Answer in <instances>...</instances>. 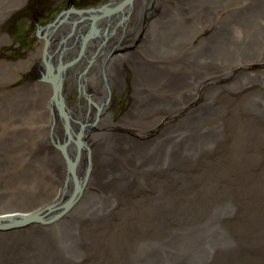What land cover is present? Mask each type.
I'll use <instances>...</instances> for the list:
<instances>
[{"label": "bare ground", "instance_id": "bare-ground-1", "mask_svg": "<svg viewBox=\"0 0 264 264\" xmlns=\"http://www.w3.org/2000/svg\"><path fill=\"white\" fill-rule=\"evenodd\" d=\"M211 9L214 10L216 18L212 23L205 21ZM179 11H182L183 15ZM87 12L92 16V21L81 42L94 39L106 49L115 47L116 53L111 65L113 62L121 64L116 75V84L115 75L106 69L103 70L100 65L101 58L98 56L86 63L89 58L86 54V60L83 61L85 65L80 71L81 63L77 60L71 62L68 52H63L65 49L53 54L54 51L44 49L41 53L40 47L30 55L31 61L37 62L41 58V65L46 67L42 72L46 76L40 78L41 82H46L52 77V86L60 85L59 93L52 95L49 101L48 97L44 106L50 117L41 123L43 131L38 130V143L47 147L44 153L52 167L58 166L64 159L74 161L75 168L82 160L87 165V178L71 187L67 197L65 189L68 190V182L70 179L74 182L76 179L62 173V178H65L63 188L58 189L54 201L49 203L59 202L62 197L70 198L75 203L82 193L90 192L89 187L84 189L85 184L92 182L97 173L106 174H99L97 178H109L114 172L110 174L108 169L114 168L116 171L120 167H126L125 163L131 164H126L129 167L136 164L130 174H137L138 168L142 169L141 165L145 162L157 165L156 168L164 163L181 165L184 168L181 173L177 174V167L173 165L174 171L168 173L172 179L162 181L165 193L163 200H160L158 194L154 200L153 196L146 197L147 201L164 202L158 207L161 212H151V231L156 229L157 224H161L166 233L185 219L206 211L207 207H201V197L197 200L190 197L193 193L202 194L208 201L226 202L231 207L230 210L224 207L231 213L223 211L228 216L226 221L231 217L228 222L230 227L225 226L222 219L211 217V223L212 219L215 223V234L223 236L230 248L225 249L209 264H264V181H257L255 177L257 173L264 171V79L258 75H264V0H113ZM194 12L198 13L197 23L189 24ZM13 13L17 15L20 10L16 9ZM230 14H240L243 21H224V26H219L222 19ZM248 18H253L254 21L247 27ZM62 22L63 19L57 18L40 26L39 39L51 41L52 32L60 31ZM99 24L102 27L101 32L105 30L104 35L97 32L100 31ZM0 25V29H3V18L0 19ZM152 28L153 39L182 35L184 41L180 48L183 54L176 60L183 58L184 67L188 71L191 70V62L200 65L203 68L201 80L205 85L209 84L211 75L216 74L218 79L224 81L226 87L221 86L216 93L208 95L205 104L193 112L192 106L198 105V100L193 97L195 87L186 78V74L181 75L176 68L168 67V62L171 61L169 58H151L138 51L130 52L127 56L128 53L125 52L129 34L142 38L145 32L149 36ZM70 35L72 34L66 28L62 36L54 38L56 41L63 38L68 49L69 41H73V35ZM250 42L253 46H250ZM49 43L51 42H44V46ZM191 47H195L197 52H186ZM126 56L127 68L123 67ZM9 65L16 70L20 66L19 63ZM241 74H247L249 77L241 79ZM70 77L75 79L73 83L87 97L83 105L78 102L75 107L60 99L61 92L65 93L66 79ZM233 78H236L239 86L230 92L229 89L234 84ZM256 95L262 99H255ZM125 97H129V100L123 106ZM121 98L123 105L119 103ZM105 99L108 101L105 102ZM112 99L114 109L111 108ZM253 99L258 102L257 105ZM55 105L61 110H57ZM116 107L121 111L118 112ZM76 108L79 109L76 111L78 117L66 112ZM166 115L175 116L177 126L182 123L184 133L180 132L174 139L175 146L154 140L151 134L147 136L150 128L164 123ZM76 124H79V129ZM60 125L68 134L63 135L62 144L58 142L61 141L62 134L55 128ZM79 132V138L85 144L80 142V139L76 141L75 137ZM0 138L5 136L0 135ZM54 138L58 141L53 142L54 146L49 149L50 144L47 146L45 141H52ZM183 141L185 146L198 148L203 158L196 159L195 162L183 156L184 153L179 150ZM67 142L74 143L75 154L71 153L72 149L68 147ZM188 162L198 163L201 168L211 166V173L193 169L192 174L191 169L185 167ZM240 162L244 163L246 168L238 169ZM51 173L54 175L53 171ZM177 175H181L180 179L176 178ZM137 177H140V174ZM106 181L108 183H104V188L107 194L112 192V183L108 179ZM259 183L260 186L255 192L254 188ZM122 185L123 190L117 187L114 193L126 197L129 186ZM85 203L88 207L94 206L93 199ZM50 205L44 208L55 207H49ZM25 208H0V222L6 224L5 221L23 216L26 213L21 212ZM178 208L187 212L180 222L176 218L177 213H171V210ZM117 209L118 207L111 205L108 211L115 212ZM139 219L140 217L133 213L129 220L137 223ZM243 222L246 223L242 224ZM16 224L7 223L0 226V229H8L17 226ZM206 224L211 226L208 222ZM31 226L33 225L29 224L25 227ZM246 234L255 236L260 246L248 247L243 244L240 238ZM230 237H235L236 242H231ZM87 248L82 247L83 250ZM82 256L84 257V254ZM118 264L136 263L133 260H120Z\"/></svg>", "mask_w": 264, "mask_h": 264}, {"label": "rangeland", "instance_id": "rangeland-1", "mask_svg": "<svg viewBox=\"0 0 264 264\" xmlns=\"http://www.w3.org/2000/svg\"><path fill=\"white\" fill-rule=\"evenodd\" d=\"M68 1L71 2L69 6L67 0H0L1 18L4 22L3 29L0 30L6 33L0 31V135L5 136L3 139L0 138V208L22 206L26 207L21 212L26 213L24 216H34V219L31 220H23V216L17 217L15 220H22L20 223L15 220L5 221L6 224H18L8 229H0V264H81L80 262H83L82 264H118L120 260H133L136 264L212 263L225 249L230 248L227 244L228 241L223 236L215 234L213 219L211 223V217H214L222 219L225 222L224 225L229 226L228 222L231 217L226 221L228 216L223 213L231 208L226 202L208 201L202 194L193 193L190 197L196 200L201 197V207H207L206 211L185 219L166 233L161 224H157L156 229L151 231V212H161L158 207L164 202L147 201L146 197L153 196L154 200L158 194L160 200H163L165 193L162 181L172 179L168 173L174 171L173 165L177 167V174L181 173L184 169L181 165L164 163L156 168L157 165L145 162L141 165L142 169L138 168L137 174H130L136 164L129 167L126 164H131L125 163L126 167H120L116 171L114 168L108 169L110 174L112 172L114 174L109 175V178H97L99 174L106 175L101 172L97 173L95 179L91 180L92 182L88 185L85 184V187L84 184L82 185L84 189L89 187L90 192L82 193L80 198L72 203L73 206H67L70 198L65 199V197L78 181H85L88 174L86 172L87 165L82 160L81 164L79 162L75 168L74 161H65L64 159L58 166L52 167L44 153L47 147L38 143V130L43 131L41 123L50 117L49 112L44 110V106L48 97L49 101L52 95L56 96L59 93L60 85L53 87L52 77L48 81L44 80L46 82H41L40 78L43 79L46 76L42 74L46 67L41 65V58L37 62H33L30 55L40 47L41 53L43 49L53 51L54 48L50 47L52 45L44 46V42L52 43V41L39 39V27L57 18L66 21L73 12L80 16L70 17L68 21L74 25L77 20L83 18L78 23L81 25L79 33L82 38L92 21L87 11L100 6L103 0ZM179 7L181 8V6ZM16 9H19L20 13L14 15L13 12ZM9 11H11L10 14H8ZM179 12L183 15L182 11ZM237 15L225 16L219 26L223 27L224 21L242 22L240 14ZM84 17H89L88 22ZM147 18L150 17L147 16ZM185 18L188 17L185 16ZM197 18L198 13L194 12V17H190L191 20L188 23L196 24ZM206 18L205 21L210 23L216 20L213 9ZM252 21H254L253 18L249 19L247 27ZM151 30L149 36L145 32L142 38H135L131 34L127 36L129 43L126 45L130 49L125 48L127 56L130 52L138 51L151 58L155 56L158 59L167 60L169 58L171 61L168 62V67L176 68L181 75L186 74V78L195 87L193 97L198 100V105L192 106L193 112L205 104L208 95L216 93L221 86L226 87L224 81L218 79L216 74L211 75L209 84L205 85L201 80L203 68L200 65L191 62V70L188 71L184 67L183 58L176 60L183 54L180 48L184 41L182 35L153 39V28ZM173 37L177 38L171 40ZM93 41L89 40L87 48L88 51L95 53L92 58H89L90 61L95 56L100 57V65L103 70L106 69L115 75L116 84V75L121 64L113 62L111 65L113 55L116 53L115 47L106 49L99 41ZM85 42L83 41V43ZM250 46H253L251 42ZM69 47L75 49L76 52L81 48L79 45H69ZM188 51L195 52L196 48L191 47L186 50V52ZM127 56L123 60L125 68H127ZM70 58L72 59L71 56ZM174 60H176L175 63H173ZM7 62L9 64L19 63L20 66L16 70ZM258 75L264 79L262 73ZM247 77H249L247 74L239 76L241 79ZM236 78H233L234 84L229 89L230 92L239 86ZM64 88L65 93L61 92V100H65L75 107L78 106V102L81 105L84 104L87 97L83 92H80L71 77L66 79ZM125 99L124 105L122 104L123 98L119 99V103L123 106L126 105L129 97H125ZM255 99L262 98L256 95ZM107 101L105 99V102ZM254 102L256 105L258 104L256 100ZM113 105L112 99V109H114ZM55 108L61 110L56 105ZM15 109L19 111H15ZM116 110L121 111L119 107H116ZM76 111L79 109L66 112L78 117L79 114ZM177 124L175 116L166 115L164 123L150 128L147 136L151 134L152 139L175 146L174 139L180 132L184 133L182 123H179L178 126ZM76 126L78 129L80 128L79 124ZM55 128L59 129L62 134L61 141L55 138L52 141H45L47 146L50 144L49 149L54 146L53 142L58 141L62 144V137L67 134L62 125ZM80 135L81 132L75 137L77 142V139L83 142L79 138ZM68 147L72 149L71 153H76L74 143H68ZM80 147H84V145H80ZM82 150L85 151V149ZM179 150L184 153L183 156L195 162L196 159L203 158V154L198 152V148L185 146L184 141ZM185 167L191 169L192 174H194L193 169L200 170L202 173H211V166L201 168L198 163L188 162ZM237 168L242 170L246 168V165L240 162ZM51 171L54 172V175ZM62 173L73 176L76 181L71 182L73 180L70 179L68 190L65 189L67 191L65 197H62L61 201L51 204V201L57 196L58 189L63 188L65 183ZM138 174L140 177H137ZM174 176L172 174L173 178H175ZM180 176L177 175L176 178L180 179ZM255 177L257 181H264V171L257 173ZM106 179L112 183V192L109 191L107 194L104 188V183H108ZM122 184L129 186L125 193L126 197H120L114 193L117 187L123 190ZM259 186L260 183L254 188L255 192ZM90 199H93L94 206L88 207L85 202ZM46 204H51L49 207H55L44 208L47 206ZM111 205L118 207L117 211L109 212ZM173 212L177 213L176 218L179 222L181 217L187 215L183 208L171 210V213ZM229 212L231 213V211ZM133 213L140 217L137 223H132L129 220ZM195 222L200 224L197 225ZM207 222L211 226L207 225ZM216 223L218 222L216 221ZM6 224L0 222V225ZM29 224L33 226L25 227ZM183 229L184 231H182ZM227 230L229 233L231 232L230 229ZM221 233L223 232L221 231ZM82 238L87 240L81 241ZM230 239L231 242L234 240L236 242L235 237H230ZM240 241L248 247L260 246L256 237L251 234L244 235ZM82 247L88 248L83 250Z\"/></svg>", "mask_w": 264, "mask_h": 264}, {"label": "flooded vegetation", "instance_id": "flooded-vegetation-1", "mask_svg": "<svg viewBox=\"0 0 264 264\" xmlns=\"http://www.w3.org/2000/svg\"><path fill=\"white\" fill-rule=\"evenodd\" d=\"M109 1H113V0H103V1H101L100 5L101 4H104V3H109ZM72 2H73V0H72ZM67 5L68 6L71 5V2H69L68 0H67ZM80 8H82V7H80ZM73 16L79 17L80 15L78 13H75V12H73L72 14H70L68 16L67 20L62 22V26H61L62 28H61V30L60 31L55 30V31L52 32V37L50 39H51V41H54V42L50 43L49 45H52L50 47H53L54 48V50H53L54 53L53 54L58 53L59 51H62L63 49H65V50H63V52H68V54L72 57L71 62H73L74 60L79 61L81 63V69H82L84 67V65H85V63H83V61L86 60V58H85L86 57V54H88L89 58L93 57V55L95 54V53H92V52L88 51V49H87L88 48V45H89V42L88 41L90 40L91 42H93L94 39H89L88 41L86 40L85 43H83V41L81 42V39H82L81 36H80L81 33H79L80 28H81V25H79L78 23L83 18H80L79 20H77V23L73 25L72 22L68 21V19L70 17H73ZM84 18H86L87 19V22H88L89 17H84ZM89 26H90V24L88 25V28H89ZM99 26H100L99 27L100 31H97V32L100 35H104V31L105 30L103 29V31L101 32L102 27H101L100 24H99ZM66 28L68 29L69 33H71L73 35V36L70 35V37L72 36L71 39H73V41L72 42L69 41V45L70 46L71 45H73V46H78L79 45V47H81L80 49L77 50V52L75 51V49H71L70 47L68 49H66L67 42H64V39L63 38L60 41H56V39H55L58 36H62V33L65 32ZM81 44H82V46H81ZM89 58H87V62L86 63H88ZM72 80L74 81L75 79H72Z\"/></svg>", "mask_w": 264, "mask_h": 264}, {"label": "water", "instance_id": "water-1", "mask_svg": "<svg viewBox=\"0 0 264 264\" xmlns=\"http://www.w3.org/2000/svg\"><path fill=\"white\" fill-rule=\"evenodd\" d=\"M81 187H82V186H81ZM79 191H81V190H78V192H79ZM76 192H77V191H76ZM72 203H73V202H72V200L70 199V201L68 202L67 206L72 205ZM22 218H23V220H24V219H30V220H31V219H34V216H32V215H31V216H24V215H23ZM21 221H22V220H20V221H16V220H15V222H18V223H20ZM0 226H4V225H0Z\"/></svg>", "mask_w": 264, "mask_h": 264}]
</instances>
